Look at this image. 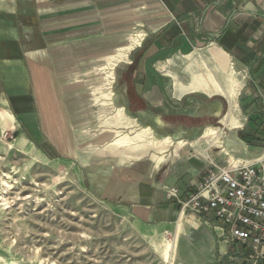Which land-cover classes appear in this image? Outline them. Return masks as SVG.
Listing matches in <instances>:
<instances>
[{
  "label": "crops",
  "instance_id": "crops-1",
  "mask_svg": "<svg viewBox=\"0 0 264 264\" xmlns=\"http://www.w3.org/2000/svg\"><path fill=\"white\" fill-rule=\"evenodd\" d=\"M129 46L124 72L135 120L198 155L174 150L143 179L131 170L108 202L135 210L149 234H175L201 262L253 264L251 249L226 241L213 216L183 211L168 191L187 196L211 161L264 157V0H0V48L10 54L0 53V62L6 72L25 71L36 97L65 93L89 67Z\"/></svg>",
  "mask_w": 264,
  "mask_h": 264
},
{
  "label": "rangeland",
  "instance_id": "rangeland-1",
  "mask_svg": "<svg viewBox=\"0 0 264 264\" xmlns=\"http://www.w3.org/2000/svg\"><path fill=\"white\" fill-rule=\"evenodd\" d=\"M5 49L2 56L10 55ZM120 49L65 93L37 97L25 71L11 72L18 83L0 62V111L12 115L0 119V264H216L191 257L175 234H149L135 210L108 202L118 178L134 170L143 179L155 155L175 158L185 145L135 120L129 58L114 63L108 81ZM13 115L16 130L8 125ZM143 131V140L115 145ZM165 139L170 147L162 154L140 147ZM180 153L198 155L189 144Z\"/></svg>",
  "mask_w": 264,
  "mask_h": 264
},
{
  "label": "built area",
  "instance_id": "built-area-1",
  "mask_svg": "<svg viewBox=\"0 0 264 264\" xmlns=\"http://www.w3.org/2000/svg\"><path fill=\"white\" fill-rule=\"evenodd\" d=\"M211 168L184 198L172 188L183 211L213 216L224 226L223 237L251 249L253 264L264 261V157L248 164L210 162Z\"/></svg>",
  "mask_w": 264,
  "mask_h": 264
},
{
  "label": "bare ground",
  "instance_id": "bare-ground-1",
  "mask_svg": "<svg viewBox=\"0 0 264 264\" xmlns=\"http://www.w3.org/2000/svg\"><path fill=\"white\" fill-rule=\"evenodd\" d=\"M141 42V40H135L133 42V46H137L139 45ZM133 46H129L128 48H126L125 51L121 52L120 54H118L117 56H115V58H113L110 62L111 64L109 65V72H107L108 74V81L111 83L112 80L114 79V74L112 72L113 70V67H114V63H117L119 62L120 60H125L128 58V52L129 50L133 47ZM231 66L230 65V71L229 73L232 75V71H231ZM228 72V71H227ZM226 72V73H227ZM237 89H235L234 93L235 95L238 94L239 92V88L240 86L236 87ZM1 119L2 121H4L5 123L8 122V121H11L12 120V117L10 114H8L7 112L5 111H2L1 112ZM118 120H121V121H124V119L122 118L121 114H118L117 115V118ZM208 136H214L216 133L213 131V130H208V132L206 133ZM146 137V133L143 131L141 133H139L138 135H136L134 138L133 137H126L124 138L123 140L119 141L118 143H116L115 145L117 147H127L129 146V144H132L133 141H135V139H139V140H143L144 138ZM169 140L168 139H165L163 141H151L149 144H146V145H143V146H140L141 149L143 151H145V153H147L146 151L148 150H154L155 152L157 153H163L164 151H167V149L170 147L169 145ZM143 154V153H142ZM166 160V158L164 156L162 157H159V156H154V165L155 167H159L161 164L164 163V161Z\"/></svg>",
  "mask_w": 264,
  "mask_h": 264
}]
</instances>
